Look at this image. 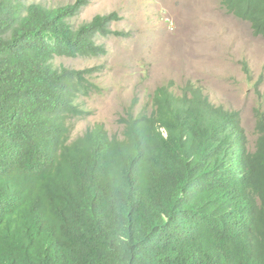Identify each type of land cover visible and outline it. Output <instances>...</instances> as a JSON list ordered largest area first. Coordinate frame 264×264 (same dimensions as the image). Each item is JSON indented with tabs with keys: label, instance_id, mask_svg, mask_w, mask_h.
I'll return each instance as SVG.
<instances>
[{
	"label": "trees",
	"instance_id": "obj_1",
	"mask_svg": "<svg viewBox=\"0 0 264 264\" xmlns=\"http://www.w3.org/2000/svg\"><path fill=\"white\" fill-rule=\"evenodd\" d=\"M219 1L228 13L249 22L254 34L264 37V0ZM89 3L74 0L45 6L0 0V156L7 152L8 143L19 140L22 129L46 123L63 126L66 117L87 114L76 98L92 89L87 76L99 68L73 69L56 66L52 60L105 55L97 37L129 36L110 27L120 19L117 11L96 14L75 28L72 18ZM119 121L124 123L127 154L105 159L114 166L128 162L145 176L162 169L172 171V176L156 175L151 189L116 185L123 208L116 205L102 212L113 220L109 236L101 238L90 225L84 228V238L67 235L60 264H184L187 255L189 264H264V113L257 111V138L253 149L246 146L247 151L237 113L214 105L192 83L179 92L166 85L157 87L150 110L135 114L130 106ZM80 143L93 148L92 136ZM56 158L44 153L47 164ZM191 180L211 192L199 194ZM183 194L201 203L204 197L214 200L210 209L222 226H200L180 247L163 244L155 232L160 212ZM242 214L247 222L234 234L228 230V217ZM66 223L65 219L53 221L62 232ZM98 252L93 259L82 256ZM13 254L0 244V264H34L30 257L17 263Z\"/></svg>",
	"mask_w": 264,
	"mask_h": 264
},
{
	"label": "rangeland",
	"instance_id": "obj_2",
	"mask_svg": "<svg viewBox=\"0 0 264 264\" xmlns=\"http://www.w3.org/2000/svg\"><path fill=\"white\" fill-rule=\"evenodd\" d=\"M57 6L74 0H23ZM117 11L112 30L128 37H97L105 55L57 57L54 64L74 69L98 67L94 84L76 101L90 114L72 120L74 134L102 124L119 133L129 107L140 111L157 87L179 92L199 86L215 105L237 112L249 148L257 138L256 114L264 113V37L249 22L228 13L219 0H90L72 18L77 28L96 14Z\"/></svg>",
	"mask_w": 264,
	"mask_h": 264
},
{
	"label": "clouds",
	"instance_id": "obj_3",
	"mask_svg": "<svg viewBox=\"0 0 264 264\" xmlns=\"http://www.w3.org/2000/svg\"><path fill=\"white\" fill-rule=\"evenodd\" d=\"M152 97L153 94L149 104L140 111L152 108ZM89 114L87 112L84 117ZM84 117H66L63 126L46 123L40 127L22 129L19 140L8 143L7 152L0 156V244L14 253L17 263H23L30 257L34 264H60L67 235L84 238V228L88 225L96 235L106 239L112 230L113 220L102 212L112 210L116 205L123 208L116 185L129 184L135 188L151 189L157 180L156 175L172 176L169 169L145 176L128 162L119 166L109 163L106 156L127 154L123 147V141L127 139L124 123L119 121V133H109L102 124L97 123L72 136V120ZM66 128L67 132L64 131ZM160 131L166 135L163 127ZM88 136H92L93 140L90 150L80 143ZM247 144L244 142L246 151L249 148ZM44 153L54 154L57 157L55 163L47 164ZM63 155L67 158L66 163H63ZM228 163L231 167L234 165L232 158ZM191 181L199 194H208L212 190L203 189L197 181ZM184 193L194 192L184 189ZM205 199L201 203L183 194L163 209L155 229L161 243L180 247L185 238L195 234L200 226L220 228L222 225L218 216L210 209L214 200ZM56 219L67 220L63 232L53 224ZM228 221V230L237 234L241 228L239 225H245L247 217L246 214L230 215ZM98 255L99 252L82 256L93 259ZM188 259L190 255H187L185 263Z\"/></svg>",
	"mask_w": 264,
	"mask_h": 264
}]
</instances>
